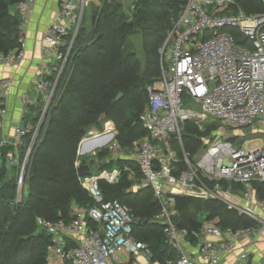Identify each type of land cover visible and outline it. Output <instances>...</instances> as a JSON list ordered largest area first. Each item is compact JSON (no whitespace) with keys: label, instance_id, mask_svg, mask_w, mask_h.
I'll use <instances>...</instances> for the list:
<instances>
[{"label":"built area","instance_id":"built-area-1","mask_svg":"<svg viewBox=\"0 0 264 264\" xmlns=\"http://www.w3.org/2000/svg\"><path fill=\"white\" fill-rule=\"evenodd\" d=\"M89 1L60 0L57 21L44 32L42 44L48 54L54 55L56 64L53 69L41 68L35 82V103L38 98L43 102L37 125L33 127L25 121V107L12 133L0 136V147H12L8 166L16 170V202L22 200L30 153ZM35 2H17L21 44L0 55V62L22 60V28ZM64 46L65 52L61 50ZM159 53L160 76L147 86V105L140 115L146 133L134 142L128 158L139 168L138 185L148 186L158 201L159 209L152 221L161 224L165 241L176 251V257L166 263L220 264L233 257V264H253L251 248L264 233V198L257 197L255 186L264 184V10L246 14L237 0H186L166 32ZM51 76H55L53 82L48 80ZM11 84L10 78L0 79L1 90H8ZM21 101L27 103L26 94L21 95ZM185 102L199 108L184 107ZM3 112L4 102L0 99V131ZM208 118L223 121L228 128L262 132V136L243 140V133L225 136L217 131L204 139L200 152L190 157L182 143L184 121L202 124ZM30 131L31 141L22 154L24 137ZM116 133L113 122L104 120L102 135L109 137L106 146L111 157L123 158L124 150L115 140ZM92 137L93 132L88 130L77 156L96 154L97 148L85 149ZM237 140L240 141L236 145ZM102 146L106 147L101 145L98 149ZM175 148L181 152L184 169L178 165ZM119 173L113 168L79 178L91 193L93 206L73 205L68 218L36 217L39 228L49 236L48 264H149V246L133 235L139 219L118 200H103L97 186L100 179L116 182ZM177 197L216 200L255 223L222 229L216 222L205 221L196 231L197 241L191 242L188 229L175 221ZM187 243L198 244L196 260L187 253Z\"/></svg>","mask_w":264,"mask_h":264},{"label":"trees","instance_id":"trees-1","mask_svg":"<svg viewBox=\"0 0 264 264\" xmlns=\"http://www.w3.org/2000/svg\"><path fill=\"white\" fill-rule=\"evenodd\" d=\"M19 1L0 0V55L20 47L21 20L16 8ZM237 2L246 14L264 10L261 0ZM185 3L186 0H132L126 10L118 0H100L98 5L91 6L88 25L84 9L30 153L25 191L19 202L15 201L16 170L8 166L12 147H0V264H48L49 236L39 228L36 217L68 218L73 205L93 206L95 201L79 178L113 168L120 170L116 182L97 181L103 200H118L139 219L133 235L149 246V264H167L176 257V251L165 241L163 227L152 221L159 204L151 189L131 188L140 180L135 161L111 157L108 148L97 149L94 156H77V149L85 133L94 127L101 130L106 119L114 123L115 140L123 150L132 151L134 142L145 135L140 115L147 105L146 89L160 76L159 48ZM133 35L140 37V52L134 48ZM66 48L61 50L65 52ZM54 79L55 76L48 77L50 82ZM119 92L122 96L115 101ZM42 107L40 98L28 104L25 121L35 127ZM216 123L201 126L193 120L184 121L181 137L190 157L204 147V138L215 131ZM254 135L247 133L243 140ZM31 138L32 131L24 137L22 154ZM177 156L180 169H184L179 149ZM255 186L257 197L264 198V184ZM176 208L175 221L188 229L191 242L197 241L200 226L215 218L222 229L255 223L216 200L177 197Z\"/></svg>","mask_w":264,"mask_h":264},{"label":"crops","instance_id":"crops-1","mask_svg":"<svg viewBox=\"0 0 264 264\" xmlns=\"http://www.w3.org/2000/svg\"><path fill=\"white\" fill-rule=\"evenodd\" d=\"M100 0H90L85 11L90 14L93 4L98 5ZM122 4L125 0H119ZM60 0H36L32 12L26 17L23 24L22 35L24 41V56L16 63L0 62V79L10 78L12 84L8 90L0 89V99L4 102V112L2 115L3 128L0 135L9 136L12 128L20 120L25 107L34 104L37 93L34 89L35 82L40 75V69H53L56 64L54 55L46 52L42 44L44 32L49 24L57 21V14ZM88 10V11H87ZM27 95V103L21 101V95ZM93 137L88 141L86 150L98 148L107 142V135H102V129L91 128ZM101 134L102 136H95ZM131 151L124 150V157L128 158ZM136 181L134 189L140 187ZM197 244V243H196ZM198 245V244H197ZM197 245L187 243L185 245L187 253L197 259ZM253 264H262L264 255V233L261 238L252 246ZM234 258L228 257L220 264H233Z\"/></svg>","mask_w":264,"mask_h":264},{"label":"rangeland","instance_id":"rangeland-1","mask_svg":"<svg viewBox=\"0 0 264 264\" xmlns=\"http://www.w3.org/2000/svg\"><path fill=\"white\" fill-rule=\"evenodd\" d=\"M131 1L132 0H125L124 1V3H123V6H124V8L126 9V10H128V8H129V5H130V3H131ZM88 11V10H87ZM84 21H85V24L86 25H88L89 24V17H88V14H87V12H86V16H85V18H84ZM132 40H133V42H134V48L138 51V52H140V50H141V45H140V37L138 36V35H133L132 36ZM35 89V88H34ZM184 107H194L195 109H198L199 108V106H195V105H193V104H190L189 102H185L184 103ZM107 120V119H106ZM212 119L211 118H208L207 120H206V122H203L202 124L201 123H199L201 126L203 125V126H206L207 124H209V123H211L212 121H211ZM219 125H217L216 124V128H215V131L214 132H210L208 135H206V137L204 138V139H206L207 137H209L210 135H213V134H215V132H221V133H223L225 136H230L231 134H233V133H236V132H240V133H243V134H247V133H252V134H255L254 136L255 137H258V138H260L261 136H262V132H251V130L250 129H248V128H239V129H235V128H228V127H226L225 126V124H224V122L223 121H221V123L220 122H218V121H216ZM114 124V123H113ZM114 129H115V125H114ZM116 130V129H115ZM107 139H109V137H107ZM109 144V140H107V144H103V145H108ZM247 144H248V142L246 141L245 142V144H244V146H247ZM101 148H107V146L106 147H104V146H102ZM98 149V148H97ZM96 149V150H97ZM176 149V151H178V148H175ZM115 158V157H114ZM136 183V182H135ZM135 183L132 185V186H134L135 185ZM25 191V190H24ZM16 192V191H15ZM217 221V219L215 218L214 220H213V222H216ZM120 259H122L124 256H122L121 254H120Z\"/></svg>","mask_w":264,"mask_h":264},{"label":"water","instance_id":"water-1","mask_svg":"<svg viewBox=\"0 0 264 264\" xmlns=\"http://www.w3.org/2000/svg\"><path fill=\"white\" fill-rule=\"evenodd\" d=\"M118 2L120 3L119 0H118ZM74 38H75V37H74ZM243 39H244V37L240 38L239 41L241 42V41H243ZM73 42H74V39H73L72 42H71L72 45H73ZM121 96H122V93H121V92L117 93V95L115 96L114 100H115V101L119 100V99L121 98ZM101 118H104V116L102 115ZM216 124L219 125L218 123H216ZM239 141H240V140H237L235 144L237 145V144L239 143Z\"/></svg>","mask_w":264,"mask_h":264}]
</instances>
